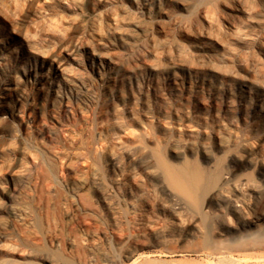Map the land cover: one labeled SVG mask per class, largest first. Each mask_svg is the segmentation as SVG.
Segmentation results:
<instances>
[{
  "label": "rangeland",
  "instance_id": "rangeland-1",
  "mask_svg": "<svg viewBox=\"0 0 264 264\" xmlns=\"http://www.w3.org/2000/svg\"><path fill=\"white\" fill-rule=\"evenodd\" d=\"M226 1L205 14L201 0H0V264H122L129 237L138 264H264V193L255 235L219 238L206 209L199 235L146 171L149 150L178 164V146L211 170L243 156L264 186V119L229 112L226 93L248 110L264 96V2ZM139 92L164 101L147 110Z\"/></svg>",
  "mask_w": 264,
  "mask_h": 264
},
{
  "label": "bare ground",
  "instance_id": "bare-ground-1",
  "mask_svg": "<svg viewBox=\"0 0 264 264\" xmlns=\"http://www.w3.org/2000/svg\"><path fill=\"white\" fill-rule=\"evenodd\" d=\"M201 1L205 5L203 11L205 14L208 13V3L221 1L225 5L227 2L226 0H201ZM237 1L239 2L242 1L248 7V8L244 7V9L246 10L247 9L249 10V8L252 9V6L253 5L256 6V3L257 5L259 4L257 2L259 0H237ZM260 1L264 2V0H260ZM141 5L145 7L144 10L146 15L149 14V11L147 10L148 8H146V5H148V3L146 1H143L141 2ZM209 8H211V6H209ZM212 27L213 26L211 25V28ZM115 32L117 34H121L116 28H115ZM217 34H218L217 32L216 34H214L215 38L218 36ZM58 69L61 72H64L61 66H58ZM66 78L67 77H65V82L69 86L75 98H77L78 91H77V87H76L77 83L75 79L72 78L66 79ZM6 90L11 91L12 87L6 88ZM226 93L230 102V104L227 107L229 112L236 114L239 111L241 112L247 111L248 113H251L253 116H258L259 118L264 119V108H262V106L264 105V96L258 98L257 100H254L253 103L251 102V109L248 110L246 104L242 105L243 99L241 97L239 99V103H241V107H236L235 105L232 104L235 100L234 99L235 95L230 92L229 93L226 92ZM152 97L155 101L153 102L155 105H158L157 101L160 102L164 101V98L157 93H153L152 95H150L148 93L139 92L137 98L140 101L141 105H143L147 110H150L154 108L152 104ZM63 105L67 109L68 107H71L69 104L66 103H63ZM12 114L13 112H11V115ZM170 151L171 153L173 152L175 154L177 160L179 161L178 164L170 163L164 157L163 155L164 153H162L159 150L152 149L148 151L149 155L147 157L148 165L146 171L149 175L157 178L160 189L165 193V195L168 196L167 198H169L172 202L170 204L173 206L174 209L173 211L179 213L180 212L185 213L188 216H190V221L188 220V225L191 226L195 230V232L199 235L205 234L206 236V233L207 232L209 233L207 224L204 225L200 223V221H194L197 217L202 216V215L198 216V214L200 213L199 210L202 211L203 209L212 210V212L216 216L221 218L220 220L222 221L219 224L212 226L210 230L212 234L218 236L219 238L225 236V234L229 231H234L238 229H242L244 234L247 236L253 234L248 230L252 226H255L256 222L250 219L247 210L251 205L252 198L256 197L260 193H264V186H258L257 184L254 185L253 184L254 182L251 183L250 177L248 176L247 173L249 171L248 169L252 167V164H249L248 160L245 157L238 155L232 157L233 165L231 167H227V168L216 167L213 170H211L205 167L198 166L195 163L188 162L184 155V152L182 151V148H179L178 146L171 147ZM111 162L117 165V160L113 156H111ZM66 165L70 166L71 168H75L71 164V162L67 163ZM259 175L262 178L264 184V170H259ZM134 180L135 182L137 181V179ZM136 183L137 185L141 186L140 185L141 182L140 183L136 182ZM92 184L94 185L97 184L96 179L92 180ZM109 194H110L109 190H104V192H102L101 199L103 203L106 205V207L111 211L114 209V206L110 200ZM190 206L195 210L190 208ZM226 209L233 211L237 215L239 221H235V222L231 221L230 218L228 217V213ZM183 223L184 221L178 220L177 224L181 225ZM256 233L258 234V230ZM240 234L242 233H239V235ZM208 235L210 234H207V236ZM259 235H263L264 237V233ZM257 237L258 236H256L255 238ZM260 237L262 236H259V238ZM255 242H258V240H255ZM141 243H142V238L139 237H134V238L129 237V239L125 241L124 247L122 249V253L126 261L125 263L122 264L139 263V260L142 257L141 253L138 250ZM215 253L218 257H221L224 254L228 253V248L225 246H221L217 249ZM107 262L108 264L111 263L110 260H108ZM236 262H241V261H236Z\"/></svg>",
  "mask_w": 264,
  "mask_h": 264
}]
</instances>
